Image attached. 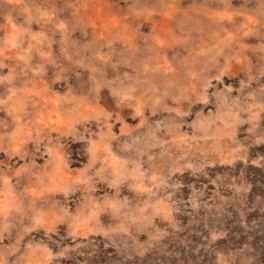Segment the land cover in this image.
<instances>
[{
    "label": "rangeland",
    "instance_id": "374dc122",
    "mask_svg": "<svg viewBox=\"0 0 264 264\" xmlns=\"http://www.w3.org/2000/svg\"><path fill=\"white\" fill-rule=\"evenodd\" d=\"M264 0H0V264H264Z\"/></svg>",
    "mask_w": 264,
    "mask_h": 264
},
{
    "label": "trees",
    "instance_id": "16d2710c",
    "mask_svg": "<svg viewBox=\"0 0 264 264\" xmlns=\"http://www.w3.org/2000/svg\"><path fill=\"white\" fill-rule=\"evenodd\" d=\"M260 185L264 188V179L260 180Z\"/></svg>",
    "mask_w": 264,
    "mask_h": 264
}]
</instances>
